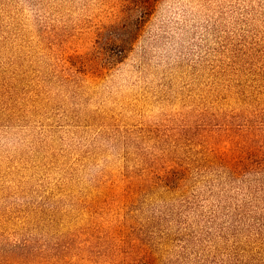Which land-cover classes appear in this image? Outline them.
<instances>
[{
    "label": "rangeland",
    "instance_id": "374dc122",
    "mask_svg": "<svg viewBox=\"0 0 264 264\" xmlns=\"http://www.w3.org/2000/svg\"><path fill=\"white\" fill-rule=\"evenodd\" d=\"M261 162L264 0H0V264H264Z\"/></svg>",
    "mask_w": 264,
    "mask_h": 264
},
{
    "label": "trees",
    "instance_id": "16d2710c",
    "mask_svg": "<svg viewBox=\"0 0 264 264\" xmlns=\"http://www.w3.org/2000/svg\"><path fill=\"white\" fill-rule=\"evenodd\" d=\"M146 4L152 0H145ZM229 183L234 185L237 190L239 200L232 212V225L227 227L233 230L230 233L234 236L233 246L226 245L225 249L230 254L238 255L246 250L251 241L261 240V237H255L264 229V162L255 166H243L242 168H232L229 173ZM169 182L173 181L167 177ZM257 208H253L254 206ZM262 208H260V207ZM250 207V208H248ZM245 239V240H244Z\"/></svg>",
    "mask_w": 264,
    "mask_h": 264
}]
</instances>
